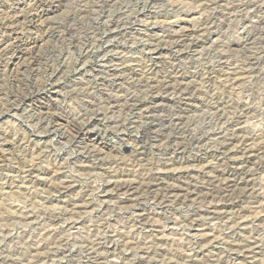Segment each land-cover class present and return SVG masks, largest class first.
<instances>
[{"label":"rangeland","instance_id":"374dc122","mask_svg":"<svg viewBox=\"0 0 264 264\" xmlns=\"http://www.w3.org/2000/svg\"><path fill=\"white\" fill-rule=\"evenodd\" d=\"M109 1L0 0V264H264V0Z\"/></svg>","mask_w":264,"mask_h":264},{"label":"bare ground","instance_id":"6f19581e","mask_svg":"<svg viewBox=\"0 0 264 264\" xmlns=\"http://www.w3.org/2000/svg\"><path fill=\"white\" fill-rule=\"evenodd\" d=\"M36 1H38V0H36ZM109 1V0H108ZM35 2V1H34ZM110 2V1H109ZM140 2V1H139ZM105 3V2H104ZM117 3V2H116ZM39 4V3H38ZM40 5V4H39ZM27 6H29V5H27ZM253 8V7H252ZM101 9V8H100ZM106 9V8H105ZM259 9V8H258ZM88 10V9H87ZM113 10V9H112ZM264 10V9H263ZM2 11V10H1ZM27 12V11H26ZM38 12V11H37ZM64 12V11H63ZM4 14V13H3ZM13 14V13H12ZM102 14V13H101ZM113 14V13H112ZM16 15V14H15ZM3 16V15H2ZM114 16V15H113ZM1 17V16H0ZM34 17V16H33ZM84 18V17H83ZM36 19V18H35ZM4 21V20H3ZM28 21H30V20H28ZM118 21V20H117ZM116 21V22H117ZM7 22H8V20H7ZM35 22V21H34ZM34 22L32 23V20L30 21V22H28V24L29 25H34ZM119 22V21H118ZM117 22V23H118ZM150 22V21H149ZM6 23V22H5ZM132 23H134L133 21H132ZM131 23V24H132ZM8 24H10V23H8ZM102 24V23H101ZM112 23L110 22V25H111ZM2 26L4 25V24H1ZM7 25V24H6ZM28 25V26H29ZM41 25V24H40ZM106 25V24H105ZM104 25V26H105ZM116 25V24H115ZM132 25H134V24H132ZM1 26V27H2ZM9 26V25H8ZM12 26V25H11ZM10 26V27H11ZM16 26V25H15ZM35 26V25H34ZM54 26V25H53ZM119 26V25H118ZM106 27V26H105ZM112 27H114V26H112ZM126 27V26H125ZM7 29H8V27H6ZM19 28V27H18ZM25 28H26V25H25ZM110 28V27H109ZM116 28V27H115ZM17 29V28H16ZM4 30V29H3ZM23 30H25L24 28H23ZM22 30V32L24 33V31ZM11 31V30H10ZM50 31V30H49ZM113 31V30H112ZM12 32V31H11ZM10 32V33H11ZM21 32V33H22ZM47 32V31H46ZM18 33V32H17ZM70 33V31H67L65 34H69ZM72 33V32H71ZM70 33V34H71ZM95 33V32H94ZM12 34V33H11ZM14 34V33H13ZM26 34V33H25ZM52 34V33H51ZM86 34V33H85ZM93 34V33H92ZM193 34V32L191 31V30H184L183 31V33L181 32L180 34H177L176 35V38H177V41H176V43L178 44V42H181V40L180 39H183V38H188V37H190L191 35ZM28 35V34H27ZM64 35V34H63ZM19 37H20V34H19V36H17L15 39H19ZM191 37H193V36H191ZM9 38V37H8ZM103 38V37H102ZM21 39V38H20ZM19 39V40H20ZM101 39V38H100ZM191 39V38H190ZM174 40V39H173ZM20 42V41H19ZM196 42V41H195ZM7 43V42H6ZM15 43V42H14ZM175 43V44H176ZM190 43V42H189ZM17 44V43H16ZM170 45L172 44V43H169ZM194 44V43H193ZM13 45V44H12ZM88 45V44H87ZM108 45V44H107ZM150 45V44H149ZM2 46V45H1ZM5 46H7V45H5ZM15 46V45H14ZM176 46V45H175ZM10 47V46H9ZM13 47V46H12ZM90 47H91V45H90ZM93 47V46H92ZM106 47V46H105ZM2 48V47H1ZM4 48V47H3ZM6 48V47H5ZM14 48V47H13ZM15 49H16V51H17V53H16V55L14 56V57H16V58H21L24 54H25V52H27V51H29L31 48L28 46V44H24V43H19V44H17V46L15 47ZM33 49V48H32ZM84 49V48H83ZM88 49H89V47L88 46H86L85 47V49H84V52H88ZM159 49V48H158ZM3 49H1L0 51H2ZM10 50V49H9ZM8 50V51H9ZM41 50V49H40ZM7 51V52H8ZM15 51V52H16ZM92 51V50H91ZM152 51V50H151ZM2 52H4V51H2ZM9 53V52H8ZM29 53H31V52H29ZM11 54V53H10ZM39 54V53H38ZM226 54V53H225ZM3 54H1V56H2ZM27 55V54H26ZM13 57V56H12ZM25 57V56H24ZM26 58V57H25ZM53 58V57H52ZM24 59V58H23ZM36 59V58H35ZM5 60V59H4ZM35 61V60H34ZM33 61V62H34ZM259 61V60H258ZM12 63V62H11ZM16 63V62H15ZM188 63V62H187ZM227 63V62H226ZM33 64V63H32ZM85 64V63H84ZM20 65V64H19ZM86 65V64H85ZM182 65V64H181ZM13 66H14V64H13ZM17 66V65H16ZM16 66H15V68H16ZM4 67V66H3ZM8 67V66H7ZM5 69V68H4ZM167 69V68H166ZM18 70V69H17ZM152 70V69H151ZM32 71V70H31ZM2 72V71H1ZM33 72V71H32ZM172 72V71H171ZM62 73V72H61ZM15 74V72L13 71V70H11V69H9V75H10V77L11 78H13L12 80L14 81V82H18V80L16 79V76L14 75ZM177 75V74H176ZM6 76V75H5ZM9 78V77H8ZM37 78H39V77H37ZM43 78V77H42ZM183 78V77H182ZM6 80H7V78H6ZM165 80V79H164ZM123 81V80H122ZM136 81V80H135ZM170 81V80H169ZM134 82V81H133ZM158 82V81H157ZM18 83H20V81L18 82ZM13 84V83H12ZM182 84V83H181ZM22 85V84H21ZM176 85V84H175ZM189 85V84H188ZM187 86V85H186ZM190 86V85H189ZM13 87V86H12ZM179 87H180V85H179ZM188 87V86H187ZM187 87H185V88H187ZM191 88H192V86H191ZM16 89H18V88H16ZM16 89H15V91H16ZM152 89V88H151ZM155 89V88H154ZM188 89V88H187ZM21 90V89H20ZM172 91L171 93H169V94H171V96H175V95H179V93L180 94H183V93H181L182 92V90H180V88H178V86H172V84L170 85V82H167V84L163 87V91H164V94H168V92L169 91ZM190 91V90H189ZM14 92V91H13ZM13 92H11L12 94H13ZM185 92V91H184ZM187 92V91H186ZM193 92V91H192ZM24 93V92H23ZM29 93V92H28ZM75 93V92H74ZM136 93V92H135ZM66 94V93H65ZM106 94V93H105ZM160 94V93H159ZM190 94V93H189ZM188 94V95H189ZM192 94H195V93H192ZM21 95V94H20ZM23 96V95H22ZM79 96V95H78ZM146 96V95H145ZM148 96V95H147ZM152 96V95H151ZM156 96V95H155ZM184 96V95H183ZM191 96V95H190ZM196 96V95H195ZM10 97V96H9ZM95 97V96H94ZM152 97H154V95L152 96ZM166 97V96H165ZM173 97H171L172 99H173ZM192 97V96H191ZM12 100H15V99H20L21 100V96H19V95H17V93L15 94V95H13L12 97ZM170 98V97H169ZM177 97H175L174 99H176ZM179 98V97H178ZM183 98V97H182ZM8 99V98H7ZM130 99H132V98H130ZM152 99V98H151ZM164 99V98H163ZM185 99V98H184ZM189 99H190V97H189ZM192 99V98H191ZM77 100V99H76ZM153 101H156V98H153L152 99ZM166 100V99H165ZM170 100V99H169ZM195 100V99H194ZM10 101V100H9ZM19 101V100H18ZM167 101V100H166ZM171 101V100H170ZM11 102V101H10ZM129 102H135L134 100H128L127 102H126V104H124V105H126L127 106V104L129 103ZM142 102V101H141ZM176 102V101H175ZM179 103H180V101H178ZM178 102H177V104H178ZM138 104V103H137ZM123 105V106H124ZM140 105V104H139ZM182 105V104H181ZM180 105V106H181ZM125 106V107H126ZM132 107H134L135 105L133 104V105H131ZM111 107V106H110ZM129 107V106H128ZM108 108V107H107ZM130 110V109H129ZM133 110V109H132ZM182 110V109H181ZM87 111H89V110H87ZM155 111V110H154ZM136 112V111H135ZM156 112V111H155ZM183 113V112H182ZM32 114V113H31ZM46 114H48V113H46ZM233 115V114H232ZM242 115V114H241ZM52 116V115H51ZM217 116V115H216ZM46 117H48V115L46 116ZM45 117V118H46ZM90 119V118H89ZM158 119V118H157ZM183 119V118H182ZM219 119H220V116H219ZM41 120V119H40ZM176 120H177V118H176ZM45 121H46V119H45ZM49 121V120H48ZM171 122H172V120H170ZM174 122V121H173ZM52 123V122H51ZM167 123H168V121H167ZM184 123V122H183ZM121 124V123H120ZM164 124V123H163ZM180 124V123H179ZM74 125H77V124H74ZM154 125V124H153ZM48 126V125H47ZM56 126V125H55ZM58 126V125H57ZM105 126V125H104ZM162 126V125H161ZM78 127V126H77ZM76 127V128H77ZM84 127V126H83ZM87 127V126H86ZM182 127V126H181ZM52 129H54V127H52ZM233 129V128H232ZM125 130V129H124ZM45 131V130H44ZM47 131V130H46ZM57 131V130H56ZM159 131V130H158ZM173 131V130H172ZM51 132H53V131H51ZM67 132V131H66ZM83 132H84V130L82 129V127H80V128H78V130H76V132H75V137L76 138H80V137H82L84 134H83ZM162 132V131H161ZM67 136V135H66ZM74 136V135H73ZM168 136V135H167ZM74 137V138H75ZM137 137V136H136ZM202 137V136H201ZM73 138V137H72ZM192 137H190V139H191ZM243 138V137H242ZM196 140V139H195ZM194 140V141H195ZM147 142V141H146ZM197 142H199V141H197ZM209 142V141H208ZM206 143V142H205ZM207 144V143H206ZM179 145V144H178ZM180 147V146H179ZM207 147V146H206ZM230 148V147H229ZM207 149V148H206ZM178 150H180L179 148L178 149H175V151H177L178 152ZM182 152H184V151H182ZM207 152V151H206ZM81 155V154H80ZM159 160V159H158ZM169 163V162H168ZM244 172V171H243ZM213 182V181H212ZM221 182V181H220ZM130 184V183H129ZM201 184V183H200ZM230 184V183H229ZM229 184H227L228 186H229ZM118 185V184H117ZM151 185V184H150ZM157 186V185H156ZM219 186V185H218ZM158 187V186H157ZM215 187V186H214ZM230 187V186H229ZM123 189V190H131V185H118V186H116L115 187V189ZM161 189H162V187H160ZM222 188V187H221ZM224 188V187H223ZM150 189V188H149ZM160 189V190H161ZM168 189V188H167ZM171 189V188H170ZM196 189V188H195ZM226 189V188H225ZM229 189V188H228ZM227 189V190H228ZM151 190V189H150ZM159 190V189H158ZM188 190V189H187ZM194 190V189H193ZM193 190H192V192H193ZM197 190V189H196ZM199 190V189H198ZM215 190H217V189H215ZM220 190V189H219ZM218 190V191H219ZM226 190V191H227ZM115 191V190H114ZM128 191V192H129ZM132 191V190H131ZM130 191V192H131ZM162 191H165V189L164 190H162ZM174 191V190H173ZM190 191L191 190H189L188 191V193H190ZM195 191V190H194ZM229 191V190H228ZM232 191H234V190H232ZM244 191V190H243ZM170 192H172V191H170ZM221 192V191H220ZM168 193V192H167ZM188 193L186 194V195H188ZM223 193V192H222ZM205 194H207V193H205ZM218 194V193H217ZM230 194V193H229ZM229 194H228V197H230L229 196ZM204 195V194H203ZM222 195V194H221ZM226 195V194H225ZM240 195V194H239ZM250 195V194H249ZM207 196V195H206ZM238 196V195H237ZM221 197V196H220ZM225 197V196H224ZM227 197V196H226ZM227 197V198H228ZM232 197V196H231ZM156 199V198H155ZM229 200V199H228ZM79 206V205H78Z\"/></svg>","mask_w":264,"mask_h":264}]
</instances>
